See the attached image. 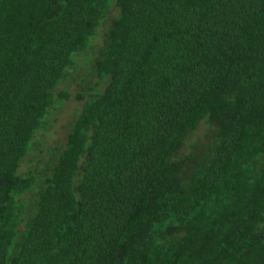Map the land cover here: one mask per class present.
I'll use <instances>...</instances> for the list:
<instances>
[{"label": "trees", "instance_id": "1", "mask_svg": "<svg viewBox=\"0 0 264 264\" xmlns=\"http://www.w3.org/2000/svg\"><path fill=\"white\" fill-rule=\"evenodd\" d=\"M88 64L64 148L21 173ZM0 264H264V0H0Z\"/></svg>", "mask_w": 264, "mask_h": 264}, {"label": "rangeland", "instance_id": "2", "mask_svg": "<svg viewBox=\"0 0 264 264\" xmlns=\"http://www.w3.org/2000/svg\"><path fill=\"white\" fill-rule=\"evenodd\" d=\"M111 15L115 13V9L112 6ZM113 16V15H112ZM107 26L101 29V36L93 39L92 46L89 48V52L92 53L93 57H97V52L103 44V33L106 31ZM75 58L79 59V62H85L83 53L76 54ZM80 62V63H81ZM91 65L93 64L90 61ZM76 74V75H75ZM64 81V80H63ZM63 81L56 87L57 89L68 90L69 95L66 99L61 101L55 100L53 108V114L49 112L46 118L43 120L46 122V129L48 133L43 134L41 137V144L39 148L33 151L34 155H30L22 163L20 172L26 173L28 171H42L47 163L54 157L55 154L59 153L58 150L64 148L67 140V134L71 129L76 117L80 113L84 100L79 99V94L87 95L90 89L84 90L83 88L93 89L98 81L97 76L91 67L86 65L82 68L75 69L73 76L69 77L62 85ZM104 86H99L97 89H102ZM57 94V92H56ZM214 131L210 129L207 121H202L199 128L196 131L191 132L184 141V146L181 151L175 156L176 159L185 158L191 153H196L192 146L200 142L202 147H207L212 142ZM198 151V153H201ZM203 152V151H202ZM27 199L32 198L31 194L26 195Z\"/></svg>", "mask_w": 264, "mask_h": 264}]
</instances>
